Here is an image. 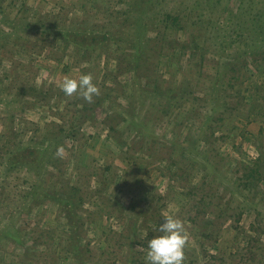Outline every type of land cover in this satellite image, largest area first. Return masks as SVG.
<instances>
[{
	"label": "rangeland",
	"instance_id": "1",
	"mask_svg": "<svg viewBox=\"0 0 264 264\" xmlns=\"http://www.w3.org/2000/svg\"><path fill=\"white\" fill-rule=\"evenodd\" d=\"M137 1H3L0 19L4 15L8 23H0V264H138L139 258L147 264L140 239L159 235L167 215L183 222L184 264H264V179L252 184L245 176L264 153L260 121L252 120L245 132L239 123L209 146L201 141L210 117L204 90L219 84L237 51L264 55L257 47L260 23L252 20L258 11L264 15V0ZM166 13L179 15L180 28L168 24L165 31L163 23H172ZM67 28L97 35L95 51L63 37ZM132 45L144 48L136 51L143 64L136 72ZM160 50L172 56L161 59ZM250 59L245 54V75L264 86V66L256 69ZM84 73L99 89L91 102L60 87L66 76ZM249 77H232L230 84L239 89L238 82ZM155 78L159 84L173 81L176 90L187 78L196 87L186 102L191 109L177 118L181 131L170 116L176 110L161 112L169 96L152 91ZM226 91L233 99V91ZM123 109L126 116L141 109L156 129L153 135L168 145L183 141L194 153L210 147L209 160L192 155L187 162H199L175 173L157 168L161 161L147 164L149 151H139L134 134L122 133L119 144L106 139L105 123L115 121L108 115ZM251 109L247 103L244 111ZM200 159L207 164L200 166ZM30 161L32 167L25 165ZM106 163L111 172L104 171ZM72 246L79 262L65 256Z\"/></svg>",
	"mask_w": 264,
	"mask_h": 264
},
{
	"label": "trees",
	"instance_id": "2",
	"mask_svg": "<svg viewBox=\"0 0 264 264\" xmlns=\"http://www.w3.org/2000/svg\"><path fill=\"white\" fill-rule=\"evenodd\" d=\"M3 1L4 0H0V11H2L3 9ZM139 1V0H138ZM137 1V2H138ZM143 1V0H142ZM146 3V2H144ZM138 4H140L138 2ZM189 14L193 13L192 8L190 10H188ZM188 14H186L187 16ZM165 20L168 18L170 19V21L172 23H163L164 24V28L165 31L167 30L168 24L174 25V26H179L180 25L178 23L175 22V18H178L179 15L175 14L173 17L171 15H169V13L165 14ZM181 16V15H180ZM263 11H258L255 14H253L252 16V20H255L257 23H260V29H259V34L261 33L262 37L259 39L261 40V45H257L258 50L261 49V47H263L264 49V21H263ZM180 18V17H179ZM4 21L5 23H8L7 19L3 17L0 19V23ZM14 20H11L10 23H13ZM3 30L0 29V33H2ZM58 31H56L57 34ZM62 35L63 37L69 39L70 41H74L76 42L79 46H81L85 51L89 50V51H95V39L97 38V35L94 34H84L81 32H78L76 30H72V28H67L64 31H62ZM71 33L75 34L72 35ZM5 34V33H4ZM8 35H11V33H6ZM77 34V35H76ZM88 35V36H87ZM94 35V36H93ZM240 35H245L244 34H240ZM72 36V37H71ZM135 44V43H133ZM194 43H192L190 46L188 47H192ZM182 45L184 48L187 46ZM134 46L135 48V52L136 51H142L141 47L139 45H132V47ZM181 46V47H182ZM106 47H108V45L106 44ZM194 50V48H193ZM264 51V50H263ZM134 52V51H133ZM144 53V52H143ZM250 54L251 56V63L253 65L254 68L259 70H263L261 69L260 65L264 66V62H261V59H264V55H259L257 54V52L254 49H251L249 51L244 50V51H237L236 52V57H234V59L232 58L229 65V62L227 63L226 66H228L229 68L226 70L225 66L224 69L222 68V71L220 72L218 79H217V83L219 84H209V87L207 89L204 90V93L208 96L206 99V105H208L209 107L206 108L204 113H207V115H210L209 118H206V120H204L203 122L205 123V127L201 130L202 133V138L203 140L202 143L204 142V144H208V146L211 143H214L217 139L221 138L224 135H228V132L231 131L233 132L237 126V124L241 123V125L243 126L242 129L244 130V132L246 131V126L247 124H249L252 120H258L260 121L259 123V129L264 132V86L258 84L259 82H257L256 80L250 78L248 75H245L246 71L244 70L247 61L245 60V54ZM160 54V58L162 59L164 56H172L171 53L165 51V50H160L159 52ZM264 54V52H263ZM98 55L100 56V52L98 53ZM263 56V58H258L257 56ZM163 56V57H162ZM136 59L133 61L134 65V72L137 71L138 67L142 66V61H139L141 56H139V54L136 52L135 54ZM138 57V58H137ZM173 58V57H172ZM200 59H202L200 57ZM259 61V63L257 64V62ZM142 64V65H141ZM200 64H202V61H200ZM255 64V65H254ZM220 65V63H219ZM203 67V65L200 66V68ZM219 68H221V66H219ZM128 68L124 67V70H127ZM176 70V69H175ZM172 73V72H171ZM174 73V72H173ZM139 74V72H137V75ZM198 74H200L198 72ZM202 74V73H201ZM223 76H226L225 80H221V78ZM245 76V77H244ZM234 77L235 79L237 78H247V81H245V79H242V83L238 82V85H241L239 89L234 88L231 84H230V80L231 78ZM187 82L184 83V86L179 87V90H176V88H178V86L174 85V82H169L166 84H159L157 83V79H153V86L155 88H152V91H154L155 93L159 92L161 93V98L165 97V96H169V100H167V102H165L166 104H164L166 107H164L162 109V114L163 116H168L169 114H171L172 110H176L175 115H170L171 117H173L174 122L173 123H177L179 124L178 128L179 131H181L183 126V121H177V118L183 117V114L186 112V110L191 109L189 107H186V102L188 97H190V95H194L195 93V86H191L189 79H184ZM264 82V81H263ZM262 82V83H263ZM196 83L198 84V82L196 81ZM176 84V83H175ZM163 85L165 86L164 88H166V90H163ZM238 88V87H237ZM228 89V91L231 89L232 91L234 89H236V91H233V99L231 97L230 100H228L230 98V95L225 93L227 92L226 90ZM26 89H22L20 90V92H27L25 91ZM251 91V92H249ZM247 92L248 95L251 94L250 99L248 100L247 98ZM228 96L229 98L227 99ZM107 96H102L101 99H99L98 102H100V100L105 99ZM196 98V97H195ZM162 100V99H161ZM164 103V102H163ZM217 103V106H215V104ZM247 103H249L252 107L251 110H248L247 112L244 111L247 109ZM222 106L223 110V114L220 113L219 111V107ZM231 111H234V113L231 115ZM124 109L120 112H113L111 115H108V118H112V120H115L114 122L108 123L106 122V134L107 137L106 139H111V140H116L114 141L115 144H119V136H121L122 133L127 132L126 134H134L135 137L138 138V141L140 143V150L143 154L146 153V151H149L148 155H150L149 158H151V161H148V163L150 162H160L158 167L159 169H161L162 167H165L166 169H170L172 172L175 173V169L177 170L178 168H183L184 165H188V166H193L194 167V162L197 163L199 161L197 160H191L190 162L192 163H188L187 160H190V158L192 157V155H200L202 157H204L205 159L209 160V151H210V147H208V149L203 150V148L200 146V151H196L194 153V150L189 149L188 146L186 144H181L183 141H179V143H175L173 145H168L166 144V140L163 139H158L157 136L153 135L156 132V129L154 128V126L152 125H147L148 122L150 123L151 119L147 118L146 115L142 116L141 113V109L139 113H135L133 115V113H129L127 116L123 113ZM217 112V115L213 116V114H215ZM202 115H200L199 113L196 115V117H200ZM120 121L126 122L125 124H121ZM202 123V122H200ZM182 125V126H181ZM120 127V128H119ZM120 129V130H119ZM113 132V134H112ZM116 132V133H114ZM241 133V132H240ZM242 136L243 133H241ZM147 137H149L150 142L152 143L151 145L147 146L148 140L146 139ZM146 146H145V145ZM124 145V144H122ZM23 149V148H22ZM128 149L126 148L125 151H127ZM19 152V150H18ZM31 154H33L34 152H39V151H35V150H31L30 151ZM164 152H168V156H162L160 155L161 153ZM160 153V154H159ZM19 154H14L13 159L16 160L18 159ZM161 158V159H158ZM168 158V159H167ZM192 159V158H191ZM201 160V159H200ZM206 160H201V163H199V165L201 166H205L207 163H205ZM165 162V163H164ZM162 164H165L162 166ZM254 166L253 167H249L247 173L245 174V176L247 178H250L248 181L249 182H253L252 184H257L259 183V181L264 179V153L259 154L257 160L254 162ZM25 165H30V167H32V161L30 162H26ZM54 166L56 167V164H54ZM172 166H175L174 168H172ZM104 167V171H108L111 172L113 167L111 163H106ZM38 169V168H37ZM174 169V170H173ZM164 174V173H163ZM75 187L72 188V195L76 194V191H78L77 189H74ZM69 199L73 201V197L69 196ZM67 199V200H69ZM78 200L80 201V197L78 195ZM75 201V199H74ZM75 204V202H74ZM150 235V233H148V235H145L144 240L140 241L142 242L141 245L146 246L148 243V236ZM206 236H211V233H206ZM74 247H76L75 245H73ZM71 247V249L69 250L68 255H65L66 257H70V252L72 251V249H76L74 247ZM33 255H35L37 257V259L40 257L41 253L37 252L34 253ZM65 257V258H66ZM72 259L74 261H78L79 262V257L78 255L75 253L74 255H71ZM136 263L138 264H144L142 259L139 258L138 260H136Z\"/></svg>",
	"mask_w": 264,
	"mask_h": 264
},
{
	"label": "clouds",
	"instance_id": "3",
	"mask_svg": "<svg viewBox=\"0 0 264 264\" xmlns=\"http://www.w3.org/2000/svg\"><path fill=\"white\" fill-rule=\"evenodd\" d=\"M60 87L69 96L79 91L88 102L92 101L93 95L99 94L91 73L81 74L79 79L66 76ZM157 231L159 235L153 236L147 243V264H184V249L188 237L183 222L177 217L167 215L163 217Z\"/></svg>",
	"mask_w": 264,
	"mask_h": 264
}]
</instances>
